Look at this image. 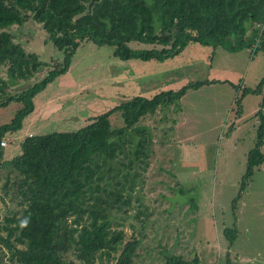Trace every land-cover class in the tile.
Returning <instances> with one entry per match:
<instances>
[{"label":"trees","instance_id":"1","mask_svg":"<svg viewBox=\"0 0 264 264\" xmlns=\"http://www.w3.org/2000/svg\"><path fill=\"white\" fill-rule=\"evenodd\" d=\"M28 22L41 25L46 40L62 53L60 62L47 65L25 51L21 43L30 42L31 35L23 32ZM233 39L237 46L229 48ZM85 42L111 47L121 61L160 63L190 44L256 53L264 48V0H0V70L7 80L29 81L50 68L42 80L15 94L6 93L8 83L0 76V109L21 105L0 126V142L21 130L34 110L33 98L66 74ZM134 43L151 48L134 50ZM212 82L189 83L151 98L135 96L73 132L23 135L18 137L21 152L11 159L4 157L7 147L0 146V201L6 211L0 221V251L6 252L1 255L8 264H135L147 218L139 194L152 152L151 131L139 124L160 107L179 102L187 90ZM259 82L242 91L237 107L245 95L261 96L260 108L264 106V76ZM117 112L123 126L113 128L110 117ZM254 116L258 126L232 202L234 214L264 163V115L259 109ZM133 208L139 225H130L127 237L122 223ZM235 234V229L224 230L229 246ZM158 264L200 262L171 255ZM223 264L232 263L226 259Z\"/></svg>","mask_w":264,"mask_h":264},{"label":"rangeland","instance_id":"2","mask_svg":"<svg viewBox=\"0 0 264 264\" xmlns=\"http://www.w3.org/2000/svg\"><path fill=\"white\" fill-rule=\"evenodd\" d=\"M24 27L23 32L31 35L28 44L21 43L26 52L47 65L62 60L41 25L28 22ZM227 43L229 48L237 46L234 39ZM131 48L151 47L134 43ZM229 48L190 44L179 56L159 63L121 61L113 57L111 47L85 42L66 74L33 98L34 110L21 130L2 139L9 144L4 157L20 154L18 137L23 135L73 132L87 125V119L135 96L151 98L189 83L213 81L187 90L179 102L160 107L139 124L151 131L152 152L139 194L147 218L135 264H158L171 255L186 261L196 257L200 264H223L226 259L232 264H264V164L255 170L235 214L232 211L246 154L254 145L258 118L252 112L261 98L245 95L240 107L236 99L264 76V48L256 53L246 48L233 53ZM49 69L44 67L24 82L7 80L1 70L0 76L8 83L6 93L15 94L42 80ZM20 107L11 103L0 109V126L9 123ZM110 123L113 128L123 126L119 112ZM136 213L133 208L122 223L127 237L130 225H139ZM5 214L0 201V221ZM225 229L236 231L230 246ZM4 253L0 251V258L8 264Z\"/></svg>","mask_w":264,"mask_h":264},{"label":"crops","instance_id":"3","mask_svg":"<svg viewBox=\"0 0 264 264\" xmlns=\"http://www.w3.org/2000/svg\"><path fill=\"white\" fill-rule=\"evenodd\" d=\"M250 56H252L251 55V53H250ZM256 81V80H255ZM260 98H261V96H259ZM260 103H261V100L259 101V103H258V106L253 110V112H252V115L254 116L255 115V113L259 110V109H261V112L263 113V115H264V106L262 107V108H260ZM258 123V122H257ZM257 126H258V124H257ZM255 133V130L253 131V134ZM254 136V135H253ZM262 151H263V153H264V143H263V148H262ZM264 164V163H263Z\"/></svg>","mask_w":264,"mask_h":264},{"label":"built area","instance_id":"4","mask_svg":"<svg viewBox=\"0 0 264 264\" xmlns=\"http://www.w3.org/2000/svg\"><path fill=\"white\" fill-rule=\"evenodd\" d=\"M7 145H8V143L5 141V140H2L1 142H0V146L1 147H7Z\"/></svg>","mask_w":264,"mask_h":264}]
</instances>
